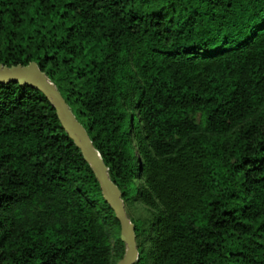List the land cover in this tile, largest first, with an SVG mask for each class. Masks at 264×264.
<instances>
[{"label": "trees", "instance_id": "obj_1", "mask_svg": "<svg viewBox=\"0 0 264 264\" xmlns=\"http://www.w3.org/2000/svg\"><path fill=\"white\" fill-rule=\"evenodd\" d=\"M32 61L152 210L136 264H264V0H0V63ZM124 253L55 107L0 82V264Z\"/></svg>", "mask_w": 264, "mask_h": 264}, {"label": "water", "instance_id": "obj_2", "mask_svg": "<svg viewBox=\"0 0 264 264\" xmlns=\"http://www.w3.org/2000/svg\"><path fill=\"white\" fill-rule=\"evenodd\" d=\"M9 81L35 87L55 107L63 128L92 168L105 201L111 206L119 221L120 239L125 244V253L117 264H136L140 255L136 226L127 212L123 191L111 178L109 166L94 145L85 125L77 118L55 82L41 69L38 62L32 61L26 65L11 66L0 63V82Z\"/></svg>", "mask_w": 264, "mask_h": 264}, {"label": "rangeland", "instance_id": "obj_3", "mask_svg": "<svg viewBox=\"0 0 264 264\" xmlns=\"http://www.w3.org/2000/svg\"><path fill=\"white\" fill-rule=\"evenodd\" d=\"M127 212L131 220L137 219H146L152 217V210L148 209V207L142 202L140 199H135L130 203H125ZM119 261L115 260L114 264H117Z\"/></svg>", "mask_w": 264, "mask_h": 264}]
</instances>
